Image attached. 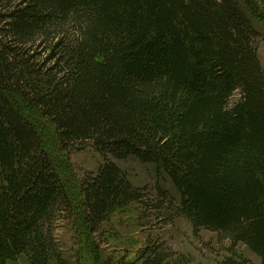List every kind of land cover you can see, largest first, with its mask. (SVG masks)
I'll use <instances>...</instances> for the list:
<instances>
[{
	"label": "trees",
	"instance_id": "1",
	"mask_svg": "<svg viewBox=\"0 0 264 264\" xmlns=\"http://www.w3.org/2000/svg\"><path fill=\"white\" fill-rule=\"evenodd\" d=\"M262 29L259 0H0V264H71L58 220L91 247L109 240L103 225L143 190L109 156L154 164L194 231L264 264ZM86 142L105 161L81 177L70 154ZM93 252L170 264L154 246Z\"/></svg>",
	"mask_w": 264,
	"mask_h": 264
},
{
	"label": "rangeland",
	"instance_id": "2",
	"mask_svg": "<svg viewBox=\"0 0 264 264\" xmlns=\"http://www.w3.org/2000/svg\"><path fill=\"white\" fill-rule=\"evenodd\" d=\"M262 30L254 38V46L264 69ZM240 97L237 92L229 104L233 105ZM108 159L127 174L134 186L143 189L141 200L124 212L116 213L103 225L102 230L110 239H103L99 247H91L85 237L77 236L73 227L58 220L54 226L55 235L63 256L71 264H96L93 249L107 256L125 254L131 257L147 246L166 251L170 255V264H263L261 258L242 242L232 246L228 238L205 227L194 231L185 216L174 212L181 202L179 191L167 175L158 174L154 164L135 157L118 159L109 156ZM104 161L105 157L90 142L71 150L70 162L78 176L97 172ZM76 236L79 238L77 243ZM96 242L98 245L97 239ZM7 264L30 263L26 255H20Z\"/></svg>",
	"mask_w": 264,
	"mask_h": 264
}]
</instances>
